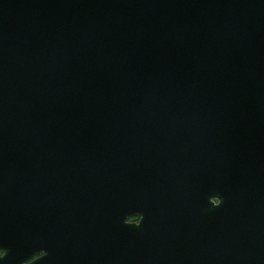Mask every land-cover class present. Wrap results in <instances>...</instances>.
<instances>
[{"label":"water","instance_id":"obj_1","mask_svg":"<svg viewBox=\"0 0 264 264\" xmlns=\"http://www.w3.org/2000/svg\"><path fill=\"white\" fill-rule=\"evenodd\" d=\"M0 253L264 264V0H0Z\"/></svg>","mask_w":264,"mask_h":264},{"label":"flooded vegetation","instance_id":"obj_2","mask_svg":"<svg viewBox=\"0 0 264 264\" xmlns=\"http://www.w3.org/2000/svg\"><path fill=\"white\" fill-rule=\"evenodd\" d=\"M138 220H139V216H132L128 218V221H131V222H137Z\"/></svg>","mask_w":264,"mask_h":264}]
</instances>
